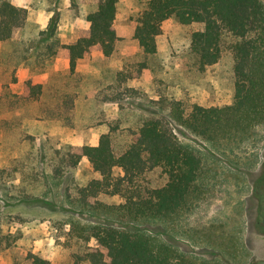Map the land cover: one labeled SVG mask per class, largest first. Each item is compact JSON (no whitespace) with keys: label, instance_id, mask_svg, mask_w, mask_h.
<instances>
[{"label":"rangeland","instance_id":"obj_1","mask_svg":"<svg viewBox=\"0 0 264 264\" xmlns=\"http://www.w3.org/2000/svg\"><path fill=\"white\" fill-rule=\"evenodd\" d=\"M11 1L28 11V20L15 40L0 42V264H32V255L51 264H73L75 254L98 244L88 239L86 228L122 225L111 212L112 206L124 203L121 196H100L101 205L80 204L78 189L101 179L87 159L61 170V177L57 170L69 147L98 145L104 134L112 135L121 152L151 118L168 121L182 143L203 155L206 194L192 212L141 223L140 229L201 259L216 254L209 239L215 243L213 238L221 235L227 243L230 237H241L244 264L264 260V206H259L264 127L239 144H213L175 115L176 103L190 110L193 104L223 107L234 102L230 50L218 64L202 69L190 49L192 33L201 26L171 18L163 24L157 54L147 56L134 37L146 1L119 0L115 27L121 40L115 52L105 57L93 51L72 73L62 45L88 32L86 17L95 6L87 0ZM55 18V37L42 34ZM29 83L43 86L38 99H25ZM148 180L153 187L166 182L159 171Z\"/></svg>","mask_w":264,"mask_h":264},{"label":"trees","instance_id":"obj_2","mask_svg":"<svg viewBox=\"0 0 264 264\" xmlns=\"http://www.w3.org/2000/svg\"><path fill=\"white\" fill-rule=\"evenodd\" d=\"M137 19L135 39L145 55L158 52V37L165 21L175 18L183 25L199 24L192 33L190 49L202 69L218 64L225 50L234 58L235 96L231 105L205 107L193 104L186 110L177 104V121L210 143H241L259 127H264V0H145ZM73 3L76 0H72ZM95 6L86 19L88 32L76 42L63 44L70 70L93 51L111 57L121 40L115 27L119 0H87ZM28 11L11 0H0V42L15 40L26 26ZM57 18L42 34L54 38ZM229 42L226 46V42ZM53 45L49 49L52 50ZM43 86L28 84L25 99L39 98ZM121 152L114 148L112 135L104 134L99 144L69 147L65 164L57 170L77 167L85 158L101 179L80 187L83 206L101 205L99 197L119 195L124 203L112 206L115 219L122 225H93L85 231L97 246L75 254L73 264H244L247 256L244 240L219 235L208 242L216 254L199 258L179 245L140 229L139 224L166 221L194 210L206 194L207 172L203 155L178 138L163 118L146 120ZM122 173L116 175L115 170ZM159 171L166 178L161 186H151L148 177ZM245 173V172H243ZM246 174V173H245ZM259 206H264V184ZM262 220V219H261ZM126 221V222H123ZM262 222V221H260ZM229 240L231 242H229ZM0 228V246L2 244ZM240 257L241 259H237ZM32 264H51L40 255H32Z\"/></svg>","mask_w":264,"mask_h":264},{"label":"flooded vegetation","instance_id":"obj_3","mask_svg":"<svg viewBox=\"0 0 264 264\" xmlns=\"http://www.w3.org/2000/svg\"><path fill=\"white\" fill-rule=\"evenodd\" d=\"M261 219H262V220H261L262 222H260V227L264 229V212H263L262 215H261ZM252 264H264V260L255 261V262L252 263Z\"/></svg>","mask_w":264,"mask_h":264},{"label":"crops","instance_id":"obj_4","mask_svg":"<svg viewBox=\"0 0 264 264\" xmlns=\"http://www.w3.org/2000/svg\"><path fill=\"white\" fill-rule=\"evenodd\" d=\"M87 57H88V56H87ZM85 58H86V57H85ZM85 58H84V59H85ZM84 59H81V60H79V61H83ZM68 61H69V60H68ZM68 61H66V64H67V65H68Z\"/></svg>","mask_w":264,"mask_h":264}]
</instances>
